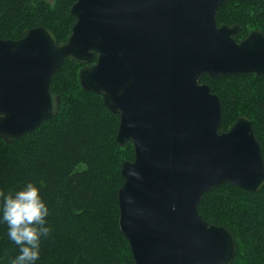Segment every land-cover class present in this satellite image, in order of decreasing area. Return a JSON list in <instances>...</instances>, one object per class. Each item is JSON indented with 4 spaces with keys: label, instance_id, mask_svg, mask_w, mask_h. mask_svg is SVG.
I'll list each match as a JSON object with an SVG mask.
<instances>
[{
    "label": "water",
    "instance_id": "1",
    "mask_svg": "<svg viewBox=\"0 0 264 264\" xmlns=\"http://www.w3.org/2000/svg\"><path fill=\"white\" fill-rule=\"evenodd\" d=\"M226 0H76L67 40L44 27L0 38V139L10 143L54 117L51 81L69 59L83 90L119 116L116 141L134 157L120 166L119 228L134 264H232L233 235L198 211L205 192L228 183L257 192L264 161L251 121L220 132L219 97L203 74L264 75V36L239 41L217 24Z\"/></svg>",
    "mask_w": 264,
    "mask_h": 264
},
{
    "label": "trees",
    "instance_id": "2",
    "mask_svg": "<svg viewBox=\"0 0 264 264\" xmlns=\"http://www.w3.org/2000/svg\"><path fill=\"white\" fill-rule=\"evenodd\" d=\"M76 0H0V38L17 40L34 27H44L57 44L70 35ZM217 24L239 25L237 41L253 30L264 36V0H226ZM82 65L66 59L54 74L51 92L59 96L57 114L10 143L0 139V193L32 182L48 204L51 231L41 238L36 264H134L129 244L119 228L117 190L120 166L134 157L131 142L116 141L118 114L102 97L78 82ZM219 97L225 132L239 117L251 121L264 161V75L203 74ZM0 195V202H2ZM202 217L225 227L234 237L232 264H264V184L247 191L228 183L205 192L198 205ZM18 246L0 224V264H10Z\"/></svg>",
    "mask_w": 264,
    "mask_h": 264
},
{
    "label": "clouds",
    "instance_id": "3",
    "mask_svg": "<svg viewBox=\"0 0 264 264\" xmlns=\"http://www.w3.org/2000/svg\"><path fill=\"white\" fill-rule=\"evenodd\" d=\"M2 195L0 224L7 225V236L19 248L10 264H36L40 258L42 237L51 231L47 217L50 210L40 187L28 182L22 188Z\"/></svg>",
    "mask_w": 264,
    "mask_h": 264
},
{
    "label": "rangeland",
    "instance_id": "4",
    "mask_svg": "<svg viewBox=\"0 0 264 264\" xmlns=\"http://www.w3.org/2000/svg\"><path fill=\"white\" fill-rule=\"evenodd\" d=\"M47 1L51 2L52 0H47Z\"/></svg>",
    "mask_w": 264,
    "mask_h": 264
}]
</instances>
